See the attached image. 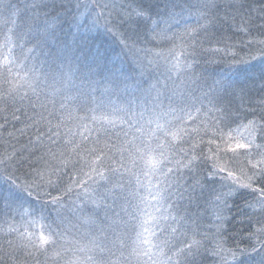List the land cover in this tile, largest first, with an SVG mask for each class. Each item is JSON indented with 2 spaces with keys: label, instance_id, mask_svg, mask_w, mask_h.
I'll return each mask as SVG.
<instances>
[{
  "label": "trees",
  "instance_id": "obj_1",
  "mask_svg": "<svg viewBox=\"0 0 264 264\" xmlns=\"http://www.w3.org/2000/svg\"><path fill=\"white\" fill-rule=\"evenodd\" d=\"M0 264H264V0H0Z\"/></svg>",
  "mask_w": 264,
  "mask_h": 264
}]
</instances>
